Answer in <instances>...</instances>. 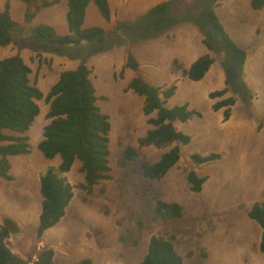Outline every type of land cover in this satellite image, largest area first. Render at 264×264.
<instances>
[{"label": "rangeland", "instance_id": "obj_1", "mask_svg": "<svg viewBox=\"0 0 264 264\" xmlns=\"http://www.w3.org/2000/svg\"><path fill=\"white\" fill-rule=\"evenodd\" d=\"M4 1L0 0V10L3 8ZM12 1L13 8L10 12L16 23L12 31L15 41V43L13 41V51L17 45L18 51H21L24 58L29 61L33 68L32 74L30 73L32 81L34 79L36 81L41 76L40 72L43 69H52V75H47L38 81V87L45 94L57 79L58 72L68 65L64 63L61 66H53L47 60L46 56L54 53L42 49L38 45V42L41 41L33 39L32 26L46 23L54 29L57 36L69 33L66 20L67 0H61V3L53 11H48L49 9L46 8L38 11L30 21L24 19V13L29 6L21 7L20 2H23L22 0ZM163 1L160 0L159 2ZM224 1L230 2V0H219L220 5ZM198 2V0H173L171 13L176 16L186 9L196 15ZM219 3L212 5V7H217ZM240 8L242 11L237 13L236 19L245 25H250V27L236 24L235 18L231 17L234 9L240 10ZM125 9L131 10V7H125ZM87 12V21L84 22L83 27L103 26V22H106L93 1L89 2ZM215 13L230 37L245 50L246 64L251 66L248 74L241 75V80L246 83V78L249 77L250 94L243 91L241 80L234 81L235 84L230 86L231 89L229 88L231 91L229 96L235 100L231 106L234 112L229 113V119L225 117L224 110L217 113L215 110L219 108L206 107L209 98L208 93H211L210 91L214 90L216 86L210 85L211 75H206L198 81L188 79L183 75L184 67L179 63L182 59L178 57L180 52L164 47V45L174 47V42L171 39L165 38L166 36L163 37V33L156 36H140L134 26L138 24L141 15L135 18L129 16L127 20L117 21L120 24L118 28V25L114 27V24L106 27L108 34L101 43L103 48L99 51L102 52L98 53L96 59L92 57L93 43L91 42L87 41L90 48L82 50L76 44L46 41L55 50L59 48L61 51L65 50L66 56L80 59L82 63L86 62L90 68V79L98 97L97 104L101 111L107 114L110 122L108 160L111 170L109 178L98 180L93 186V191L87 193L78 187L77 182L82 177L80 173L82 171L79 168L75 170V165L70 173L71 178L75 181L73 196L65 208V214L57 223L58 225L51 227L58 228L60 231L55 234L47 232L38 237L36 233L38 216L34 218V215L41 208L40 199L42 195L39 189V180L33 173L35 170H32L31 166L19 164V161L28 155H23L24 153L14 155L12 159L16 165L12 166L9 178L0 177V194L4 196L3 202L0 203V213L9 214L13 211L21 218V220H15L19 229H17L14 221L6 222L4 220L1 224L6 226L9 231L4 242L18 257V260L11 264H27L28 258L34 252L37 254L35 264H77L80 259L85 257L90 258L93 264H138L146 254L151 235L173 241L176 251L181 256V264H223L226 260L233 261L235 264H264L263 252L259 250L250 254L247 250L249 248H247L244 238L247 229L244 222L250 220V225L257 234L261 227L243 212L245 206H235L238 209L237 215L240 217L235 220L232 216L235 213L234 209L223 210L233 206L232 204L220 208L217 207L220 202L211 199L212 193L209 190L207 192L208 200L201 199L203 192H191L193 202L190 209L196 211L190 212L185 205L188 210L185 212L186 216L163 219L155 212L154 208L156 201L163 199L162 195L165 188L160 184L161 179L164 178L151 179L146 177L140 167L143 162L154 163L164 152L178 142L174 141L167 147L138 146L137 140L145 135L151 125L146 122L147 116L144 115L142 106L137 102L139 95L132 90L125 89L131 78L136 75L141 76L151 84L167 85L165 83L168 82H170L168 85L175 84V94L168 100V105L187 101L194 107H203L201 116L193 115L185 121L175 120L173 122L176 129L189 134L191 137L187 144H180V161L173 168V170H177L178 178L183 173L187 174L189 170H193L198 176H205L206 178L209 177V174L212 175V173L217 172L216 176L212 177L213 180L210 177L211 184H216L219 179L220 185L213 187L212 191L214 194H223V192L230 191L234 182L238 184L237 179L241 172L236 174L235 165L238 168L249 169L251 161L256 164V155H253L252 158L248 156L245 161L236 156L234 163L235 156L232 154L227 157L225 150L232 151L234 139L240 137L231 132L241 118L246 121L242 124L246 130H256V126L258 129L259 124L264 121V111L259 108L261 104L252 100L263 98L264 95V90L261 91L259 88L260 85H264V8L256 10L247 2L242 4L238 1L234 8L227 7L215 11ZM191 22L185 20L177 23L170 36L178 38L184 34L186 35L185 39L190 38L195 42L202 34L204 39L205 28L203 32L199 29L193 30L189 34ZM256 24L257 26H255ZM143 28L146 30L145 27ZM175 31L176 33H174ZM245 33H248L246 38L244 37ZM24 39L27 40L26 43ZM216 39L211 42L216 49L210 50L223 57L226 63L229 60L228 56L224 50H221L223 46L219 43L218 38ZM202 44L208 48L204 42ZM22 47H29L33 50L26 54L21 50ZM2 48L0 47V49ZM128 53L138 61L139 65L135 72L129 71L122 77L120 74L122 67L114 71L110 60L114 57L118 61L120 59L118 57L123 55L127 59ZM58 54L64 55L63 52H58ZM206 54L210 55L209 53ZM183 56L193 55L187 51ZM212 60L211 67L215 70V59ZM217 61H219L218 56ZM70 62L72 63L71 59ZM219 67L223 76L222 82L226 84L228 66L220 65ZM126 91L131 93H126ZM39 106L40 114L37 115L38 118L29 131L31 136L29 142L31 153L41 154V156L36 154L31 156L35 165L40 166L42 161L48 162L49 160L38 148L33 136H36L34 130L39 128V123L44 119V113L48 107L44 98L39 100ZM154 114L155 112L151 115ZM130 145L139 148L137 157L120 163L119 159L123 156L126 147ZM211 152L221 156L202 164L194 163L190 159V155L193 153L208 154ZM224 156L225 159H223ZM58 158H60L59 154L51 158L52 162L55 163ZM78 164H80L79 161ZM226 167H230V169ZM218 172H223L226 179L222 180V175ZM172 182L173 180H170L169 185L171 189H174L171 186ZM175 190L182 191V184H177ZM165 202L172 203L167 200ZM216 207L218 209H215ZM23 215L28 217L26 221H23ZM24 239L26 243L20 245V241ZM255 245L259 246L258 241ZM227 248H230L232 253L233 251L236 252L237 260L233 257H227L231 253L225 251Z\"/></svg>", "mask_w": 264, "mask_h": 264}, {"label": "trees", "instance_id": "obj_2", "mask_svg": "<svg viewBox=\"0 0 264 264\" xmlns=\"http://www.w3.org/2000/svg\"><path fill=\"white\" fill-rule=\"evenodd\" d=\"M22 1L29 6L24 13L25 21H30L39 10L56 2V0ZM90 1L96 4L106 20L110 19L107 0H68L66 20L69 33L57 36L50 25L38 24L32 28L33 39L41 41L38 45L44 50L56 51L53 47L47 48L49 44L46 41L48 40L74 44L83 40L93 43V48H91L93 52L101 50L103 48L101 43L108 34L105 29L98 25L82 26L85 9ZM198 1L196 15L185 9L181 12L182 14L176 16L171 13L173 0L156 3L139 17L138 24L134 27L140 36H154L180 21H192L202 32L205 26L209 25L210 30L205 34L203 42L209 49H216L211 42L218 38L223 46L221 50L225 51L230 61L236 60L242 70L246 57L245 50L230 37L212 5L208 4V0ZM249 1L254 9L264 8V0ZM15 26L16 23L10 13L9 0H5L0 10V46L14 41L12 31ZM24 42L26 43L27 40L24 39ZM219 47L221 48L220 45ZM212 61L210 55H200L188 68L183 69V75L191 80H199L208 71ZM138 65L137 60L129 54L120 74L124 67L137 70ZM30 73V66L20 55L14 54L0 59V176L9 178L8 156L29 151L28 137L25 132L39 113L37 101L44 98L48 104L45 118L49 122L43 127V137L38 143V148L48 159L59 154L60 163L56 168L49 167L40 176L42 201L36 229L37 236L40 237L46 229L54 226L61 219L73 196V186L63 174L69 171L75 159L81 161V171L84 173V180L78 183V187L86 192L90 193L98 180L109 178L111 170L108 160L110 122L107 114L103 113L97 104L98 97L90 79L91 70L85 63H80L73 69L61 71L57 81L45 94L31 80ZM241 84L243 91L250 94L246 82L241 80ZM125 89L132 90L143 97L142 111L147 116L146 122L151 125L145 135L137 140L138 146L167 147L174 141L178 142L154 163H141V170L146 177L162 178L179 161L180 144H187L190 140V136L176 129L173 122L175 120L185 121L193 115L200 116L201 113L190 109L187 103L168 105V100L175 93V84L155 85L136 75L131 78ZM226 92L227 89L223 88L212 91L209 96L217 98ZM234 102V98L228 96L216 101L212 106L218 109L223 106L228 107ZM224 111L225 117L228 118L229 109L226 108ZM153 112L155 114L151 115ZM138 153L139 148L136 146H127L119 161L123 163L133 160ZM220 156L214 152L208 155L193 153L190 159L194 163L202 164ZM186 178L190 190L194 192L200 191L206 180L205 176H198L193 170L187 172ZM154 209L163 219L180 217L182 214L181 205L174 202L168 203L161 199L156 201ZM247 214L261 227L259 248L264 253V200L254 202ZM8 232L6 226L0 225V264H11L18 260V257L4 242ZM77 264L93 263L90 258L85 257ZM138 264H181V256L176 251L173 241L151 235L146 254Z\"/></svg>", "mask_w": 264, "mask_h": 264}, {"label": "crops", "instance_id": "obj_3", "mask_svg": "<svg viewBox=\"0 0 264 264\" xmlns=\"http://www.w3.org/2000/svg\"><path fill=\"white\" fill-rule=\"evenodd\" d=\"M107 1H108L109 8H110V19L106 20V22H103V26H101V27H103L105 29V31L107 29L106 27H108L110 24H114L113 26L116 27L118 25L117 21L120 22V21L127 20L129 16H132V18H135V17H138V15L144 14L150 7H152L153 5L158 3L160 0H107ZM164 1H167V0H164ZM238 1H240L242 4H244L246 2L249 3V0H230V2L224 1L222 5H220V3L218 2L219 3L218 6L217 7L214 6L213 9L215 11H220V10H222L224 8H227V7H233L234 8L235 3H237ZM9 3H10V11H12L13 1L9 0ZM20 3L22 5L21 7H23V8L27 7V4L24 1L20 2ZM60 3H61V0H56V2H54L52 5L44 7V8L49 9L48 11H53ZM67 3H68V0H67ZM246 5H244V6L246 7ZM125 7H131V10H126ZM44 8H42V9H44ZM67 10H68V8H67ZM87 11H88V5H87V7L85 9L84 22L87 21V17H88V12ZM241 11H242V8H240V10L239 9H234V11L231 14V17L235 18L236 24L239 23V24L244 25L246 27H250V25H245L243 22H239L236 19L235 16L237 15L238 12H241ZM253 16H254V14H253ZM84 22H83V24H84ZM41 24H46V23H41ZM176 24L177 23L169 26V28H167L166 30L162 31V33L164 35L163 37L166 36L165 38H169V39H171L174 42V47H168L166 45H164V47L167 48V49L173 50L175 52H180L178 57H180L182 60L179 63H180V65H182L184 67V69L188 68L190 66V64L197 57H199L200 55L206 54V53H209L210 57H212V59H215V67H216L215 70H213V68L211 67L212 64H213V62H212L211 66L209 67L208 71L205 73L203 78L206 75L207 76L211 75L212 80H211L210 85H216L215 89L212 90V91L220 90V89H223V88L226 87L227 92L224 93L222 96H219L217 98H210V96H209L210 93H208L209 98L207 99L208 103H207L206 107H213L212 105L216 101H220L223 98H226L229 95H231V91H230L231 87L230 86L235 84L234 81H238L239 79L241 80L242 79L241 78L242 74H245V73L248 74L249 70L251 69V66L250 65L247 66L246 60H245L243 68H242V70H240V77L237 80L236 79L235 80H229L228 79L227 83L224 84L222 82L223 76H222V73H221V68L219 66L220 65L229 66L230 61L228 60L225 63L223 57H221L219 55H216L210 49L204 47L203 44H202V42H203V35L202 34L198 37V39L195 42H193L190 38L185 39L186 35H184V34H183L182 37H178V38H173L172 36H170L171 33L173 32V27ZM255 26H257V24ZM189 30H190L189 34H191L193 32V30H199V27L197 25H195L193 22H191V26H189ZM162 33H160V34H162ZM174 33H176V31ZM247 35H248V33H245L244 37L246 38ZM154 36H156V35H154ZM14 43H15V41H14ZM70 44H74V43H70ZM76 45H78L79 48L82 49V50H87L88 47L90 48V46L87 43V41H83V40L81 42H79V43H76ZM69 46L73 47L71 45H69ZM0 47L1 48L3 47L2 49H0V59H2L4 57H8L10 55H14V54L20 55L24 59V61L30 66L31 74H32L33 68L31 67L29 61H27L24 58V55L21 53V51H18L17 45L15 46L14 51H13V42L9 43L8 45L0 46ZM48 47H53V46L51 44H49L47 46V48ZM21 50L26 52V54H29V53H31V50H33V49H31L29 47H22ZM47 50H50V49H47ZM50 51L52 53H54V54H48V56H46V58H47V60H49L51 62V64H53V66L54 65L61 66V65H64V63L68 65V67H63V69H61V71L66 70V69H73V68L77 67L79 65V63H82L80 59L71 58V57L66 56L65 55V50L61 51L60 48L57 49L56 51H53V50H50ZM187 51L189 53H191L193 56H183V55H185V53ZM34 52H35V50H34ZM58 52H63L64 55H59ZM100 52H102V51L93 52L92 57H94L96 59V57L98 56V53H100ZM105 52H106V50H105ZM261 52H263V50H261ZM128 54H130V53H128ZM217 56L219 57V61H217ZM247 56H249V53H247ZM118 58H120L118 61H116V59L114 57H112V59L110 60L112 66L114 67V71L118 70L119 67H122L125 64L126 60H127L125 55L119 56ZM70 59H71L72 63L70 62ZM84 63L86 64V62H84ZM219 69H220V72H218ZM61 71L58 72V76H59ZM129 71L135 72L136 70H133V69L130 70L129 67H124V69L122 71V77H124V75L126 73H128ZM40 74H41V76L38 79H36V81H35V79L33 80L36 83L37 87H38V81L39 80H42L47 75H49V76L52 75V69H43L40 72ZM114 75H115V73H114ZM54 76H55V73H54ZM30 78H31V76H30ZM203 78H201L199 80H202ZM57 79H58V77H57ZM57 79L52 84H54L57 81ZM246 80H247L246 84L248 86L249 85V83H248L249 77H247ZM194 81H198V80H194ZM250 82H254V81H250ZM169 83L170 82L165 83V84L168 85ZM52 84H51V86H52ZM155 85H164V84L155 83ZM248 88L250 89L249 86H248ZM251 88H253V87H251ZM259 88H261V91H263L264 90V85L263 86L260 85ZM253 90H255V89L253 88ZM128 91H130V90H128ZM128 91H126V93ZM212 91H210V92H212ZM128 93H131V92H128ZM39 100L37 101L38 105H39ZM252 100H254L256 102H259V104H261V107H259V108H262L263 111H264V95H263V98L261 97L259 99H252ZM137 102L142 106L143 97L139 96L137 98ZM167 103H169V101ZM183 103H187L188 107L190 109L199 111L201 113V115H202L203 107H199V106L198 107H194L193 105H191L187 101L183 102ZM233 104L229 105L228 107L223 106V107L219 108L218 110H215V112L219 113L222 110L228 108L229 109V113H233L234 111H233V109L231 107ZM40 110L41 109H40V106H39V113L37 114L38 116L40 114ZM47 111H48V107H47V109H46V111L44 113V116H45ZM38 116L33 120V122L31 123L30 127L25 132V134L28 137L29 151L27 153L23 154V155L27 154L28 156H26L25 159H22V161H19V164L20 165H29V166H31L32 170H35V172H33V173H35L36 177L39 180V189H40V176L42 174H44L45 171L49 167L56 168L57 165L60 163V158H58L55 163L52 162L53 161L52 159H48L47 158L49 161L48 162L42 161V165H40V166L38 164L35 165V162H33V159L31 158V156H35V154L37 156H41V154H39L37 152L31 153V145H30V142H29V140L31 139V136L29 135V131H31L32 125L34 124V122L36 121ZM229 118H230V115H229L228 119ZM48 122H49V120L45 119V117H44V119L39 123V128L34 130V133H35L36 136H33V137L35 139V142H36L37 146H38L39 141L43 137V135H42L43 127ZM244 122H246V121H243V119L241 118L240 122H238L237 124L234 125L233 130H232L231 133H234V135L237 134L240 137L237 138V139H234V141L232 143V147H231L232 151L225 150V153L227 154L226 155L227 157H228V155H232V154L235 156L234 159H233L234 163H235V160H236V156L240 157L242 161H245L248 156H251V158H252L253 155H256V159H255L256 164H253L252 161H251L249 169L244 168V167L238 168V167H236V165L234 166V170H235L236 174L241 172V175L237 179V182H238V184L240 186L237 183L234 182L232 184V186L230 187V191L229 192H223V194H214L213 193V191H212L213 187H218L220 185V180L219 179L216 181V184H211L212 180H213L212 177L214 178L216 176L217 172L216 173L215 172L212 173V175L209 174V177L206 178V180L203 182L201 190L196 192V193L203 192V196L201 197V199H207L208 200L207 192L209 190V192L212 193L211 199L214 200L215 202H216V200H218V202H220V204L217 205V207L224 208L227 205L232 204L233 206L227 207V208H225L223 210L224 211L225 210L228 211L231 208L234 209L235 213L232 214V216H233V219H235V220L240 218L239 215H237L238 209H236V207L245 206L244 207L245 211H243V212L246 215H248L247 214L248 210L250 209L251 205L254 202L263 201L264 200V162H263V160H264V148H263L264 147V121H262L260 123L261 125L259 124V126H258L259 130L257 129V126H256V130H246L245 129L246 127L242 125ZM187 135H189V134H187ZM190 139H191V137H190ZM257 140L259 142H263V143H259ZM261 146H263V147H261ZM208 154H210V153H208ZM208 154H201V155H208ZM13 156L14 155L7 157L8 161L10 163V168H9V171H8L9 175H10V171L12 169V166L16 165V163L12 159ZM223 159H225V156L223 157ZM78 161L80 162V164H78ZM178 162L176 164H178ZM176 164L173 167H171L167 171V173L162 177L164 179L160 178L161 179V184L160 185H162L163 188H165L164 191H163V195H162L163 199L162 200L163 201L167 200V201L172 202V203L173 202L174 203H178L179 205H181V208H182L181 216L182 215L186 216L185 212H188L187 209H189L190 212L196 211V210H191L190 209V206L192 205V202H193V197L191 195V192H194V191L190 190V187L188 186L189 182L187 181V178H186L187 174L183 173V175H180V178H178L177 170L176 169L173 170V168L176 166ZM75 165H76V167H74ZM73 167H74L75 170L77 168H79L81 170V161L75 159L73 164H72V166H71V168L69 169V171L65 172L63 175L66 177L67 181L73 186L72 190H73V193H74V189H75L74 182L75 181L70 176L71 169ZM226 168L230 169V167H226ZM80 173H81L82 177L79 178L80 181L77 182V183L83 182V180H84V173L83 172H80ZM218 173H221V175H222L221 179L222 180L226 179L224 177L225 174L223 172H218ZM210 177H211L212 180L210 179ZM4 179H6V178H4ZM170 180H173L171 186L174 189L170 188V185H169V181ZM180 183L182 184V191L175 190V188L177 187V184H180ZM82 190H84V189H82ZM3 200H4V196L2 194H0V203H2ZM40 201H42V198L40 199ZM185 205H186L187 209H186ZM217 207L215 209H218ZM200 209H202V208H200ZM40 210H41V208L38 209L36 211L35 215H34V218L36 216H38V220H39ZM7 219H9L8 221H14L17 229H19V226H18L17 222L15 221L16 219H20L21 220V218L19 217L18 214L13 213V211H12V213H9V214L0 213V225L3 224L4 220H7ZM22 219H23V221H26V219H28V217L26 215H23ZM250 222H251L250 220H246L244 222V226L247 229V232L244 234V238H245V241H246L247 248H249L247 250L251 254L254 251L257 252V251L260 250L259 246L257 247L255 244L257 243V241H258V244L260 243L261 229L258 230V234H259L258 235L257 232L255 231V229L250 225ZM18 223H19V221H18ZM59 231L60 230H58V228H51L50 227V228L46 229L44 231V233L46 234L48 232V233H51V234H55V233H58ZM234 231H236V229H234ZM25 243H26L25 239L20 241V245L25 244ZM31 243H32V241H31ZM11 251H12V249H11ZM225 251L231 252L227 257H233V258H235L237 260V254H235L236 253L235 251H233V253H232L230 248H227ZM34 253H36V252H34ZM223 264H235V263L233 261H227L226 260V261L223 262Z\"/></svg>", "mask_w": 264, "mask_h": 264}, {"label": "water", "instance_id": "obj_4", "mask_svg": "<svg viewBox=\"0 0 264 264\" xmlns=\"http://www.w3.org/2000/svg\"><path fill=\"white\" fill-rule=\"evenodd\" d=\"M213 1L214 0H209V3H212ZM209 28H210L209 25L205 26L206 33L208 32ZM227 75H228V79L230 80H235L240 77V68L236 60L234 59L231 60L230 65L228 66V69H227Z\"/></svg>", "mask_w": 264, "mask_h": 264}, {"label": "built area", "instance_id": "obj_5", "mask_svg": "<svg viewBox=\"0 0 264 264\" xmlns=\"http://www.w3.org/2000/svg\"><path fill=\"white\" fill-rule=\"evenodd\" d=\"M37 260V254L33 253L30 255V257L27 260V264H35Z\"/></svg>", "mask_w": 264, "mask_h": 264}, {"label": "clouds", "instance_id": "obj_6", "mask_svg": "<svg viewBox=\"0 0 264 264\" xmlns=\"http://www.w3.org/2000/svg\"><path fill=\"white\" fill-rule=\"evenodd\" d=\"M219 1L218 0H214L212 3H209V0H208V4H211V5H214L216 3H218ZM249 5H250V1H249ZM251 6V5H250ZM254 9V8H253ZM262 9V8H261ZM256 10H259V9H256ZM207 26V25H206ZM231 62V61H230ZM230 65V64H229ZM230 80V79H229Z\"/></svg>", "mask_w": 264, "mask_h": 264}]
</instances>
